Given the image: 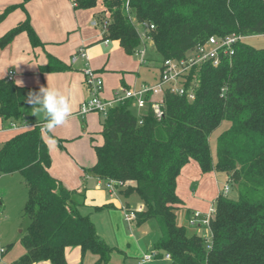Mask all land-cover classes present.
I'll list each match as a JSON object with an SVG mask.
<instances>
[{
	"label": "trees",
	"instance_id": "16d2710c",
	"mask_svg": "<svg viewBox=\"0 0 264 264\" xmlns=\"http://www.w3.org/2000/svg\"><path fill=\"white\" fill-rule=\"evenodd\" d=\"M21 1L23 6L31 0ZM73 4L77 10L100 5L97 17H105L99 19L104 41L118 42L127 55L149 42L160 58L159 70L163 61L182 59L212 36H264V0H73ZM14 9L0 13V23ZM22 32L33 48L43 46L27 17L0 38V47ZM243 40L217 67L204 63L191 70L185 85L196 82L193 100L166 92L160 118L147 108L139 124L130 100L105 114L103 142L93 147L95 164L85 173L96 180L121 182L126 189L118 192L138 196L142 210L135 212V224L154 220L159 227L156 259L168 255L170 264H264V49ZM47 58L41 74L70 69ZM39 90L0 78V120L19 129L0 147V175L20 174L28 194L23 211L28 226L20 238L24 254L12 264H67L65 251L75 247L81 264L86 257L95 258L92 264H109L114 248L100 238L89 215L81 213L84 194L68 190L49 172L44 120L30 121L24 114L26 108L32 109L29 95ZM223 122L228 128L217 137L213 158L209 138ZM190 161L203 174H226L237 187L235 201L222 193L216 197L214 216L206 226L208 242L176 223L175 212L182 205L176 180ZM190 216L187 212L186 219Z\"/></svg>",
	"mask_w": 264,
	"mask_h": 264
},
{
	"label": "rangeland",
	"instance_id": "374dc122",
	"mask_svg": "<svg viewBox=\"0 0 264 264\" xmlns=\"http://www.w3.org/2000/svg\"><path fill=\"white\" fill-rule=\"evenodd\" d=\"M102 18L105 19V17H99L98 19ZM3 22L4 20L0 25ZM2 26H6V24L1 25V27ZM136 27L140 30L139 26L136 25ZM243 41L251 47L264 49V36L249 37L245 38ZM149 44L150 43L146 41L143 48L145 50L144 60L147 65L141 64L140 54L130 56L121 50L97 58L94 65H100L99 68L96 66L93 68L91 61H87L88 67L93 71L96 69L109 71L105 77L101 72L99 75L102 80V91L99 97L102 100L111 101L119 98L116 96L123 97L125 86L134 88L133 84L135 81H137L138 85L143 81L147 82L148 85H153V79L158 78V72L151 69L158 67L160 58L156 54L153 46ZM71 50L70 41H64L60 47L61 57L64 61L66 60L71 63V57L69 55ZM71 65L77 67L83 74L84 63L79 60L76 64ZM149 67H151V69ZM82 86L85 94V102L91 98V90L84 82V74ZM120 102L122 101H116L114 106ZM24 114L30 121L40 122L44 120L43 114L36 115L32 109L26 108ZM131 114L138 117L141 111L132 107ZM104 119L105 115L98 112H90L85 115L77 113L70 116L65 125L53 129L51 134L63 140L61 144L65 147L64 152L68 158L71 157L75 159L81 167L88 170L95 164L96 160L93 147L99 146L103 142L100 132ZM227 128L228 123L223 122L220 128L209 138L213 158H215L216 153V139ZM2 137L3 135L0 133V145L3 141ZM49 144L54 161L57 166H60L59 161L55 157V152H57V149H55L56 145L51 142H49ZM191 178L192 188L188 189V186L186 187L185 184L184 191L181 194L184 204L175 212L176 223L180 226H185L188 229L189 235L201 234L209 241L210 234L206 230V226H200L199 228L188 225L185 218L187 213L186 208L199 210L202 214L200 221H203L205 218L203 214H206L209 207L214 204L215 197L222 193L224 185L228 184L229 186V191L225 197L233 201L237 200L238 197L237 187L236 185H232L231 182H228L227 176L224 173L216 172L214 174H204L202 180H200L197 175L191 174ZM196 187H198V190H196ZM125 189L124 186L119 190ZM194 189L196 190V194L193 193ZM100 191L103 193L105 192L104 190ZM115 193H113V195ZM193 195H196V199H193ZM112 198L117 208L106 209L102 212H95L92 208H83L82 214L90 215L91 220L96 224L98 235L109 247L111 246V248H114L109 262L110 264H136V259L140 256V250L138 251L137 249L139 248L138 246L142 247L147 243H154L157 241L160 237L159 227L154 220H150L141 226H137L134 220L130 222L123 220L124 210L121 211L117 203L122 204L123 207L128 205L130 208L129 211H136L137 208L142 205L136 194L125 196L119 192ZM27 199V189L23 177L20 174L0 175V248L6 250L2 254L0 253V264H12L24 254V249L20 244V238L21 234L28 226V219L23 215ZM77 199L81 201V198ZM147 247L148 246H146L145 249H148ZM164 258L165 257L162 256V258L153 259L152 264H170V262L165 261Z\"/></svg>",
	"mask_w": 264,
	"mask_h": 264
},
{
	"label": "crops",
	"instance_id": "0c3cea01",
	"mask_svg": "<svg viewBox=\"0 0 264 264\" xmlns=\"http://www.w3.org/2000/svg\"><path fill=\"white\" fill-rule=\"evenodd\" d=\"M21 3V0H0V13L8 7H15V9L1 24H6V26L1 27L0 25V38L10 29L14 28L19 23L24 22L25 19L29 17L30 25L43 46L33 48L30 45L25 32L16 35L8 44L0 47V78H5L7 72L12 70L15 72L13 82L18 86L37 88L48 86L50 88L58 89L67 97L71 107L70 116H73L78 113L80 105L85 99V94L82 89L83 74L81 73V70H78L77 67H73L71 65L76 64L78 61L70 63L69 61H64V59H62L60 52L62 43L64 41H70V48H72L69 53L70 57L77 52L76 50L84 46L87 50L86 52L89 58L88 61H91L93 68L95 66L99 68L100 66L94 65L97 58L123 50L119 46L118 42H104L102 26L97 17L98 13L101 11L100 5H97L94 9L77 10L74 8L72 0H31L23 4V6ZM48 55L69 66L70 69L58 73L41 74L40 67L47 63ZM81 62L84 63L83 61ZM141 64H146V62L144 61ZM149 68L151 69V67ZM151 70L157 71L159 78L158 67ZM95 72L98 75H100L101 72L105 77L109 71L96 69ZM158 78H154L152 84H155ZM143 84H147V82L143 81L138 85L137 81H135L133 87L138 88ZM127 88L129 89L131 87L125 86L124 89ZM18 131L19 129L15 127L8 128L6 124L2 123L0 120V133L3 135V141L0 147L4 142L16 135ZM43 136L51 157V165L49 168L50 174L55 179L59 180L68 190H77L79 194H84V204L80 208L81 213L83 208H92L95 212H102L106 209L117 208V205L113 202L114 199L112 197L118 194V191L113 195L104 189L98 188L97 180L90 174L85 173L86 169L81 167L75 159H72L71 157L68 158L65 155V147L61 144V141H63L62 139L54 137L51 132L47 135L44 133ZM49 137L55 141V149H57L55 157L59 161L60 166H57L54 161L53 154L50 150ZM211 173L214 174L216 172ZM191 174L197 175L200 180H202V177L204 176L197 163L193 161H190L181 169V172L176 180V195L181 200L182 205L184 204V200L181 197V194L184 191L185 184L186 187L188 186V189L192 188V181L190 180L193 177L191 178ZM100 190H104L105 192L103 193ZM196 190H198V187H196ZM196 190L194 189V194H196ZM195 196L196 195H193V199H196ZM117 204L121 211L124 210L123 220L125 221L126 210L128 212L130 208L128 205L123 207L122 204ZM106 205L111 206L101 210L96 209ZM138 208H142V205ZM186 211L191 214L195 211L199 212V210H192L189 208H186ZM186 220L188 221V219ZM92 222L94 223L98 234L96 224L94 221ZM156 242L157 241L154 243H147L142 247L138 246L139 248L137 249L138 251L140 250V256L136 259V264H152V260L144 263L140 262V260L144 255L149 254L154 250ZM146 246H148V249H145ZM1 249H3L2 253L6 251L4 248H0V250ZM65 255L67 264H81L79 248H67ZM164 259L165 261H169L166 258ZM94 260V257H86L83 264H92Z\"/></svg>",
	"mask_w": 264,
	"mask_h": 264
},
{
	"label": "built area",
	"instance_id": "2783aa9c",
	"mask_svg": "<svg viewBox=\"0 0 264 264\" xmlns=\"http://www.w3.org/2000/svg\"><path fill=\"white\" fill-rule=\"evenodd\" d=\"M150 29H153V27L151 26ZM243 39L244 38L235 35L223 38L214 36L209 37L206 41L196 45L195 48L187 52L182 59L163 61L160 64L159 78L155 84H143L138 88L124 89L123 97L116 96L119 98L111 101H105L99 97L102 91V80L95 71L88 67V55L86 48L82 46L71 56V63H75L79 60L84 62V82L91 90V98L80 105L78 114L85 115L90 112H98L105 115L107 111L114 106L116 101L130 100L132 104L131 108L134 107L138 111H141L139 124H141V117L147 108L152 111L156 118H160L162 116L163 96L166 92L178 96H186L189 100H193L196 82L189 87L185 85L191 70L204 63H209L212 67H217L223 59L233 55L234 46ZM104 42L107 43V41ZM135 54H140L142 63L145 61L144 49L137 51ZM14 76L15 72L9 70L5 78L8 82H13ZM124 186V184L115 180L102 181L97 179V187L106 190L110 194L117 192ZM228 191L229 186L226 184L222 189V195H226ZM141 210L142 208H138L136 211H128L127 214H125V221H133L135 219V212ZM214 213L215 208L213 204L209 207L207 213L203 214V216H205L204 220L200 221L202 214L195 211L188 219V225L193 227L207 226L208 221L214 216ZM2 252L3 249L0 250V253ZM157 256V251L153 250L149 254L144 255L140 262H149L156 259ZM164 257L167 260L169 259L168 255Z\"/></svg>",
	"mask_w": 264,
	"mask_h": 264
},
{
	"label": "clouds",
	"instance_id": "9594fccd",
	"mask_svg": "<svg viewBox=\"0 0 264 264\" xmlns=\"http://www.w3.org/2000/svg\"><path fill=\"white\" fill-rule=\"evenodd\" d=\"M28 103L34 109L36 115L43 114L45 135L53 129L63 126L67 123L71 114V107L68 99L58 89L50 87H42L39 92L30 94ZM51 143L55 141L49 137Z\"/></svg>",
	"mask_w": 264,
	"mask_h": 264
}]
</instances>
